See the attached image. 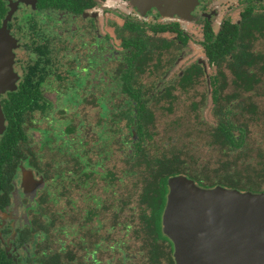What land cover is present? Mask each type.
<instances>
[{
    "label": "flooded vegetation",
    "instance_id": "1",
    "mask_svg": "<svg viewBox=\"0 0 264 264\" xmlns=\"http://www.w3.org/2000/svg\"><path fill=\"white\" fill-rule=\"evenodd\" d=\"M200 1L193 13L184 8L171 17L154 0H0V34L9 38L19 74L13 89L0 94L6 119L0 135V264H126L133 250L128 247L145 234L141 223L125 224V214L139 209L141 185L137 174L124 171L139 134V119L127 125L126 102H148L147 127L159 148L165 126L184 116L188 101L198 100L204 117L192 136L199 145L195 155L201 166L220 164L221 154L208 144L217 119L212 108L234 90L235 75L228 68L231 54L210 59L206 27L219 35L227 24L240 23L249 0H243L239 19L223 16L219 25L212 23L218 0ZM126 8L134 13L121 17ZM107 13L122 23L107 22L102 35L98 21ZM199 16L202 58L189 54L194 36L184 25ZM263 44L264 36L249 23V50L264 51ZM196 88L200 93L193 98ZM86 105L97 110L95 124L79 117ZM208 108L212 121L204 115ZM80 155L98 161L96 171ZM174 175L191 178L168 176L162 231ZM133 229L140 230L138 238L131 237ZM61 246L71 255L62 253L59 262ZM139 256L137 264L148 263Z\"/></svg>",
    "mask_w": 264,
    "mask_h": 264
},
{
    "label": "trees",
    "instance_id": "2",
    "mask_svg": "<svg viewBox=\"0 0 264 264\" xmlns=\"http://www.w3.org/2000/svg\"><path fill=\"white\" fill-rule=\"evenodd\" d=\"M263 9L264 0H249L240 23L227 24L219 35H215L211 27H206L204 44L210 59L217 60L218 56L225 59L227 54H231V58H227L230 62L228 68L235 75L234 90L222 95L220 104L215 101L212 108V114L217 119L212 126V138L208 144L213 151L221 154L220 162H217L220 164L201 166L195 155L199 145L192 136L201 130L199 122L204 117L198 100L188 101L183 109L184 116L173 119L165 126L168 140L175 139L176 142L167 144L166 138L159 148L152 142L151 131L147 127L152 119L148 102L141 101L136 105L126 102L127 125L131 128L134 120L139 119V134L132 142V151L127 152L128 164L124 171L126 175L137 174L141 185H137L139 209L125 214V224L139 222L145 229V234L140 237V230L133 229L131 237H139V244L128 247L133 250L124 257L126 264H137L139 251L140 255L148 258L147 264H176L173 244L163 233L161 223L168 192V176L184 173L202 186L220 184L241 190L264 191V51L249 50V23H253L255 32L264 36ZM222 57L218 58L220 62ZM224 86L227 87L226 84ZM196 89L193 98H198L200 93ZM233 100H236V104L230 103ZM134 107L137 111L133 110ZM253 126L257 129L252 130ZM70 146L71 140H67V151ZM79 157L87 168L96 171L98 161L83 160V155ZM103 174L110 178L111 171L104 170ZM60 250L55 255L56 261L60 262L62 253L65 257L71 255L64 246Z\"/></svg>",
    "mask_w": 264,
    "mask_h": 264
},
{
    "label": "water",
    "instance_id": "3",
    "mask_svg": "<svg viewBox=\"0 0 264 264\" xmlns=\"http://www.w3.org/2000/svg\"><path fill=\"white\" fill-rule=\"evenodd\" d=\"M170 8L196 0H154ZM9 38L0 34V94L13 89ZM0 101V135L5 132ZM163 231L173 241L177 264H264V191L217 185L202 187L185 175L169 178Z\"/></svg>",
    "mask_w": 264,
    "mask_h": 264
},
{
    "label": "rangeland",
    "instance_id": "4",
    "mask_svg": "<svg viewBox=\"0 0 264 264\" xmlns=\"http://www.w3.org/2000/svg\"><path fill=\"white\" fill-rule=\"evenodd\" d=\"M200 0H196V2L194 3V6L191 10H189L190 13H193L194 9L196 8L197 5L200 4ZM118 4H122L121 2H118ZM218 7L216 8L215 5L212 4V6H210V10L212 8H216L217 11L219 12V15L214 17L212 19V23L214 22V25H217L219 23V21L221 20V18L223 16H232V19L234 20H237L240 18V12L241 10L243 9L244 7V3H243V0H218L217 4H216ZM212 7V8H211ZM185 8V6L180 3V4H175L173 6H171L170 8H162V12L163 13H169L171 17H174L175 15H179V14H182V10ZM189 9L191 7H188ZM188 8H185V9H188ZM130 11H133L131 10V8H126V10H123V14L121 15V17H124V15H128V13H131L133 14L134 12H130ZM112 13H107L101 17H99V21H98V25H99V28H100V32L102 35H105L107 33V22H111V21H119L120 23H122V19H119L118 17L114 18L113 15H111ZM131 16V15H129ZM113 17V18H112ZM203 23V17H198V21L197 22H184V25L186 27H188V31L191 32V34L194 36L193 38V42H190V46H189V49H190V52L189 54L190 55H193L194 57H201L202 58V54H201V47L198 43V40H199V35H200V26L202 25ZM219 25V24H218ZM82 38L83 41H88L90 40V37L87 36V37H80ZM79 37H76L74 40L76 41H80ZM80 39V40H79ZM264 46V44H263ZM64 56H62V62L65 61V59H63ZM185 62H183L184 64ZM14 66V65H13ZM19 77V74H16V78ZM55 96V95H54ZM81 113L79 114V117L82 118H86L85 116L87 115L88 118L87 120L93 124H95L97 122V110L94 109L92 106H89V105H86V106H83L81 108H79ZM180 113H183V110L180 112ZM205 115V118L209 121H212V118L210 117L209 115V108L207 109L206 111V114L204 113ZM162 120L160 119V122ZM6 124V122H4V125ZM253 129H257L255 128L254 126L252 127V130ZM118 156L115 155V161L118 160ZM113 161V162H115Z\"/></svg>",
    "mask_w": 264,
    "mask_h": 264
}]
</instances>
